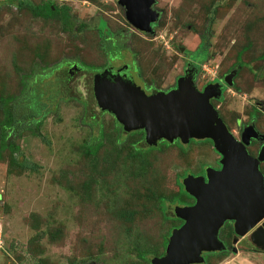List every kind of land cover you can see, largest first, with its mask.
Returning a JSON list of instances; mask_svg holds the SVG:
<instances>
[{
	"label": "rangeland",
	"instance_id": "rangeland-1",
	"mask_svg": "<svg viewBox=\"0 0 264 264\" xmlns=\"http://www.w3.org/2000/svg\"><path fill=\"white\" fill-rule=\"evenodd\" d=\"M18 1L0 0V95L19 93L22 74L39 76L34 82L45 96L62 84V71H73V78L69 88L60 86L65 97L42 126L46 140L29 131L16 140L22 152L19 158L33 166L10 173L7 150L0 160V264H135L140 260L136 243L162 251L170 221L155 211L154 202L143 203L146 208L128 222L110 217L109 206L131 205L134 192H144L150 184L177 190L178 179L195 175L202 166H218L220 154L213 143L200 139L181 142L185 153L176 145H157L147 154L152 171L143 175L137 159L132 162L127 156L129 142L138 136L116 149V117L94 102L89 107L81 102L90 101L96 69H71L72 62L96 68L108 64L97 30L80 31L78 22L67 31L59 16L37 15ZM29 1L35 6L49 2L67 6L72 15L91 25L100 27L104 21L110 31L132 32L128 44L139 58V85L154 82L162 90L183 73L185 61L191 57L198 61L197 53L190 57L189 52L198 48L210 25V56L201 64L198 87L222 78L242 60L234 84L214 105L238 138L253 114L264 133V0H157L164 14L153 35L133 28L118 0ZM124 56L118 63L131 60L128 51ZM102 129L105 142L91 166L84 145L90 137L98 138ZM125 137L123 130L121 140ZM249 149L257 155V145ZM91 177L92 195L86 197L83 189ZM174 208L175 204L170 217ZM243 237L235 244L238 252L232 248L226 257L214 256L210 263L264 264V252ZM228 242L233 245L232 237Z\"/></svg>",
	"mask_w": 264,
	"mask_h": 264
},
{
	"label": "water",
	"instance_id": "water-1",
	"mask_svg": "<svg viewBox=\"0 0 264 264\" xmlns=\"http://www.w3.org/2000/svg\"><path fill=\"white\" fill-rule=\"evenodd\" d=\"M126 7L127 20L137 29L151 33V23L159 15L152 9L154 0H119ZM72 68L77 69V64ZM233 69L226 82L233 85ZM73 72V71H72ZM94 96L101 110L112 113L125 131L144 130L146 142L157 146L160 141L211 139L220 154V168H206V175H186L185 191L195 199L191 205H176L175 214L183 223L173 228L165 253L155 256L150 264H200L205 252L227 250L220 230L232 221L235 231L233 251L239 238L264 249L259 230L264 221V142L256 156L248 149L260 134L250 123L238 138L212 103L222 95L219 83L197 88L194 76L186 75L177 88L147 94L141 86L122 77L115 80L106 74L94 76ZM217 91V92H216ZM264 141V136L261 138ZM264 241V237H263ZM264 244V243H263Z\"/></svg>",
	"mask_w": 264,
	"mask_h": 264
},
{
	"label": "trees",
	"instance_id": "trees-1",
	"mask_svg": "<svg viewBox=\"0 0 264 264\" xmlns=\"http://www.w3.org/2000/svg\"><path fill=\"white\" fill-rule=\"evenodd\" d=\"M18 5L20 7H28L33 11V13L37 15H44V16H52L57 15L59 16L64 22V28L67 31H72L74 26L77 25L79 22L78 30L83 31L86 27L98 29V26L91 25L90 23L86 22L85 20H81L76 16L72 15L69 12V7L67 6H57L54 5L52 2L46 3L45 5L35 6L29 0H19ZM102 25L99 27V32L101 33L102 29L106 28V22L102 21ZM211 31L210 25L206 26V29L201 34L202 44L194 51L190 53L193 55L197 53L196 57H200L199 63L207 59L210 56V40H209V33ZM102 34V33H101ZM242 54V53H241ZM239 54V57H241ZM238 66L243 67L242 60H238ZM82 67H96L87 65L85 63ZM81 64V65H82ZM98 69V67H97ZM32 71H36L33 69ZM33 72V73H34ZM61 75L62 84L64 83L65 88H69V82L73 78L72 71H65ZM51 73H49L50 75ZM39 76H35L31 78L30 75L21 76V89L17 94H8V95H0V160H2L5 156L4 152L7 150V155L9 156L8 165H9V172H18L22 173L28 168L33 166L32 163L26 158L22 160L19 158L21 152L20 145L17 143V139L22 138L26 131H29L34 136H39L42 139L46 140L45 136L41 132L42 126L44 125L47 117L49 114L53 113V110L59 104L61 100L64 99L65 94L62 92V84H59L58 87H55V90L51 89L48 92L47 96H45V92L42 88H39L38 85L34 82L36 81ZM30 78V79H29ZM34 82V83H33ZM64 88V87H63ZM92 91V90H91ZM79 100V99H78ZM80 101V100H79ZM86 107H89L94 102L97 105V100L94 96V92L92 91V96L89 100L81 101ZM54 105V107H53ZM256 111V109H255ZM256 115V114H253ZM256 118V117H255ZM102 126V124H101ZM113 129L115 130V137L114 143L118 149L120 144L126 143V139H130L133 136H138L136 139L129 142V150L127 152L128 158L132 161V159H137V163L140 165L142 169V174L146 175L152 171L151 163L148 160V153L150 151H154L158 146H166L170 147L172 145H176L182 152L185 153L186 148L182 145L180 140H176L173 143H169L166 140H162L159 142L158 146H150L145 139V131L144 130H134L131 132L125 131L122 124H120L117 119H114ZM126 133L125 139L121 140L122 132ZM101 134L98 138L92 139L90 137L89 140L85 143V155L88 156L89 160L91 161V166L97 163L99 155L98 153L101 150V147L104 145L105 142V133L104 130H100ZM198 141L196 139H191L190 142ZM201 141H208L213 143L211 139H204ZM94 150V151H92ZM104 159V158H103ZM102 159V160H103ZM133 162V161H132ZM136 163V162H135ZM119 171V167H114ZM106 175V172H103ZM94 183V178L91 177L87 180V184L84 186L83 194L86 197H91L92 189L91 185ZM178 189L172 190L168 188L158 189V187L146 186L144 187L145 191L136 190L134 195L136 199H134L129 206H120L117 203L109 206L108 208V215L114 219H117L119 216L125 222L132 221L133 218L138 214L140 209L146 208V205L143 203L152 201L154 202V209L155 211L162 216L163 220L170 221V225L167 227L166 233L163 235V250L158 251L155 250L153 247H145L139 243L134 245V251L137 257L140 259L135 262V264H150L151 259L155 256H161L165 253V249L171 235L173 228L180 226L183 223V220L176 216L175 208L173 217H170V209L172 205L175 204H183L188 202L189 198H192L184 189L183 183L178 179ZM143 192V193H142ZM140 193V195H139ZM178 202V203H177ZM169 204V206L167 205ZM139 207V208H138ZM235 234L234 227L231 221H226L224 226L220 230V237L230 239L232 235ZM205 254V261L200 264H211L210 260L214 256L226 257L229 254L228 250L223 251H216V252H208ZM151 256H153L151 258ZM151 258V259H150ZM99 264V263H98Z\"/></svg>",
	"mask_w": 264,
	"mask_h": 264
},
{
	"label": "flooded vegetation",
	"instance_id": "flooded-vegetation-1",
	"mask_svg": "<svg viewBox=\"0 0 264 264\" xmlns=\"http://www.w3.org/2000/svg\"><path fill=\"white\" fill-rule=\"evenodd\" d=\"M157 2H158L157 0H154V2L152 4V9L155 10V12H157L159 15L157 16V20L151 23V27H152L151 31L152 32L148 33V34H151V35L156 33L155 27H157L159 25L160 20H161L163 14H164V9L158 7ZM118 3L122 7V9H124V12H125V15H126V7L124 5H121L119 0H118ZM132 27L135 28L133 25H132ZM106 28L107 29H105V28L102 29V31H101L102 34L99 32V30H100L99 27H98L99 30L98 29H96V30H97V33L99 34V37H100L101 49L106 52V55L108 57V64L105 67L101 66V67H98V69L96 68L95 71H92L93 72V77H92L93 85H94V76L97 73L106 74V76H108L110 79H113V80H115L116 78L122 77L126 81H131L132 83L139 85L138 79L140 78V74H141L140 67H139L140 66L139 65V58L136 55L135 51H133L131 45L128 44V41H130L129 38H131L132 32H130L129 30H124L122 32L113 31V30L110 31L111 28L107 24H106ZM137 30L142 32V33H147V32H145L143 30H139V29H137ZM201 44H202V39H201V42H200L199 46ZM181 50L184 51V48L181 47ZM124 51H128L131 54V60L128 61L127 63L126 62L118 63V61H122L123 58L125 57L124 56ZM189 56L191 57L193 55L189 52ZM191 58L192 59H189V60L184 62V66H183L184 67V71H183V73L178 75V77L176 78L174 83L168 89L162 90V89L158 88L157 85L154 82H151V83H148V84L144 83L142 86L141 85H139V86H141V88L147 94H153V93H156V92H159V91H169V90H172L174 88H177L178 81H179V79L181 77H184L186 75H192V76H194V80H195V84H196L197 88L200 89V90H203L205 88V86L208 85L209 83H219L221 88H222V95L219 98L213 97L211 99V101H212L213 104L216 101L217 102L222 101V99L224 97V93H225V91H226V89L228 88V85H229L226 82V76L233 69H236V68L240 67V65L239 66L237 65L238 67H234L227 74H225L222 78H218V79H216V80H214L212 82H208V83L204 84L201 88H199L198 85H197V77H198V73H199V71L201 69V63H199L200 59H198V61H195L194 57H191ZM74 64H77V70H84V68L80 65V62H72L71 65H74ZM233 84H234V78H233ZM92 91L94 92L93 86H92ZM97 105H98V103H97ZM259 106H260V109L263 107L262 104L259 105ZM101 111H103V110H101ZM106 112H108V111H106ZM255 117H256V115H253V117H252V119L250 121H248L247 123H244L241 126L240 133H242L244 128L247 127L250 123H253L255 128L257 129V131L260 134V138H259L260 140H258V139L252 140L250 146H256L257 145V147H258L257 151L259 152V150H260V148H261V146H262V144L264 142L261 139V138H263L264 133H262V131H260L258 129V127L256 125V118ZM249 147H248V149H249ZM249 151H250V149H249ZM250 153H251V151H250ZM263 163H264V161L260 163V169H261V171L264 174L263 165H262ZM220 167H221V164L219 163V165L215 166L214 168L218 169ZM206 168H207V166L206 167L202 166V168L198 172H196L195 175H206ZM194 202H195V199L192 197V198H189L188 202L183 203L181 205H191ZM263 222L264 221L260 222L258 224V226L262 225ZM232 224H233V222H232ZM259 234H260V241H261L260 243H262V245H264L263 244L264 243V241H263L264 228H263V230H259ZM234 237H235V234L232 235V240L234 239ZM241 238L242 237H240L239 240ZM222 239L225 241V243L227 245V248H228L227 250L228 251L231 250L233 248V245L230 244L227 241V239H225L224 237ZM243 239H244V237H243ZM254 247H257V246L254 245ZM257 248H258L259 251H263L264 252V249H261L259 247H257ZM205 253H208V252H205Z\"/></svg>",
	"mask_w": 264,
	"mask_h": 264
},
{
	"label": "crops",
	"instance_id": "crops-1",
	"mask_svg": "<svg viewBox=\"0 0 264 264\" xmlns=\"http://www.w3.org/2000/svg\"><path fill=\"white\" fill-rule=\"evenodd\" d=\"M238 251H239V250H238ZM238 251H237V252H238Z\"/></svg>",
	"mask_w": 264,
	"mask_h": 264
},
{
	"label": "clouds",
	"instance_id": "clouds-1",
	"mask_svg": "<svg viewBox=\"0 0 264 264\" xmlns=\"http://www.w3.org/2000/svg\"><path fill=\"white\" fill-rule=\"evenodd\" d=\"M238 69V68H237Z\"/></svg>",
	"mask_w": 264,
	"mask_h": 264
}]
</instances>
